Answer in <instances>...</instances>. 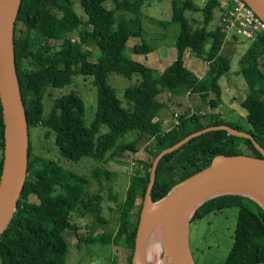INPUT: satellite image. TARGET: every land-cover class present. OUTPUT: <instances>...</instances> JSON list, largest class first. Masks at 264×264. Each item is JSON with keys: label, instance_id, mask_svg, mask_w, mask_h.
<instances>
[{"label": "trees", "instance_id": "1", "mask_svg": "<svg viewBox=\"0 0 264 264\" xmlns=\"http://www.w3.org/2000/svg\"><path fill=\"white\" fill-rule=\"evenodd\" d=\"M66 1L70 6L71 2ZM76 1L83 18L72 7L65 11L52 0H21L18 7L13 54L29 131L28 165L16 210L0 235V264H66V231L73 233L77 243L96 241L93 236L83 238L79 234V227L71 220L72 214L90 217L91 229L97 223L107 224L102 216V192L106 190L110 198H116L111 189L114 172L95 167L87 178L64 169L54 160L34 155L30 140L32 127L52 130L59 153L72 161L89 157L102 162L125 151L136 153L139 146L151 140L148 158L142 162L143 170L130 179L125 198L118 205L117 232L113 235L102 233L100 239L127 251L128 264H131L150 169L159 152L192 132L222 124L251 134L264 149L263 35L249 44L237 62L247 89L239 102L244 115L231 112L233 115L223 116L203 111V106L215 109L222 104L218 80L230 70L231 63L221 52L224 33L219 24L208 29L218 0H206L202 6L194 0H171L170 20H157V23L178 27L177 54L161 73L130 57V54L146 55L154 50L142 37L140 16L144 0ZM107 1L113 2V7H105ZM186 11L201 12V21L192 19L191 23L184 16ZM125 13L131 16L125 17ZM75 30L96 45L100 56L95 61L83 49L82 42L66 38ZM132 37H140L141 43L131 46L126 53V44ZM187 50L209 64L210 80L206 76L199 78L184 66L183 54ZM111 73L127 78L140 77L136 85L123 90L125 106L108 84ZM78 75L92 76L96 88V110L91 124H84L83 100L72 91L53 99L49 112L43 116L47 91L67 86ZM164 89L169 91L167 102L158 99ZM208 93L213 97L207 100ZM174 94L181 97L197 94L203 104L194 110L183 108V112L173 114L175 118L164 123L160 111L168 108V104L182 107L181 103L172 102ZM102 126L108 130L97 136ZM130 132L134 138L123 140ZM0 147L3 148L1 107ZM227 154L261 158L249 138L229 134L226 130L205 132L161 157L150 193L151 202L159 201L174 186L208 168L214 157ZM2 161L3 155L0 175ZM91 180L97 185L95 191L89 190ZM31 196L36 202L29 200ZM231 207H236L238 214L232 245L223 264H264V208L253 198L243 194L216 196L195 210L190 223Z\"/></svg>", "mask_w": 264, "mask_h": 264}, {"label": "rangeland", "instance_id": "2", "mask_svg": "<svg viewBox=\"0 0 264 264\" xmlns=\"http://www.w3.org/2000/svg\"><path fill=\"white\" fill-rule=\"evenodd\" d=\"M69 1L71 2L70 6L66 0H52L56 6L65 11L72 7L83 18L82 11L79 8L77 1ZM194 1L197 5L202 6L206 0ZM104 5L107 8H111L114 4L111 1H107ZM130 16V13H125V17ZM184 16L187 19L189 18L190 21L192 19L201 21L202 19L201 12L192 13L186 11ZM170 17L171 0H144L141 6L140 16L142 37L152 46V48H154L152 52H156L159 57L163 58V61L159 63L160 68L168 65L177 53L175 42L179 34L178 27L174 24L161 26L157 23V20L168 21L170 20ZM191 23H193V21H191ZM218 24V13L214 11V18L208 24V29L216 28ZM66 36V38H70L71 41L82 42L83 49L90 55L92 61H95L100 56V52L96 48L94 42L88 39L85 35L79 34L77 30L68 33ZM140 43V37L130 38L126 44V53H128L127 50L131 46ZM249 44L250 43L244 41L242 38H237V40L230 39L222 44L221 52L231 60L230 70L218 80V83L222 85V104L215 109L203 106L204 112H215L223 116L233 115L231 112H237L244 115V112L239 107V102L244 98L247 89L246 84L239 73L237 62L240 56L246 51ZM155 54L152 55V59H155ZM133 56H135L134 60L145 62L146 56L141 54H130L131 58ZM147 56H149V54ZM20 60H23L22 56H20ZM26 64L27 62L25 65ZM196 72L200 76L206 74L207 79H211V72L205 61L202 62L201 68H198ZM139 80L140 77L138 75H132L130 78H127L119 74L111 73L108 76V84L115 89L117 98L122 101V106H125L123 90L127 87L136 85ZM92 81V76L78 75L74 76L71 83L63 88L49 89L43 100V116L49 112L53 99L72 91L79 95L83 100V121L86 126H89L94 118L96 110V88ZM168 94L169 91L164 89L158 99L167 102ZM185 97L186 96L181 97L179 94H174L172 102H179L182 107L168 104V108L160 111V119L169 120L170 118H175V115L173 114L176 113L178 115L187 107L194 110L197 108L196 106L203 104L197 94H188L187 97ZM212 97L213 94L208 93L206 99L208 100ZM107 130V127H100L97 136L105 133ZM132 133L133 132L127 133L123 140H132L135 136ZM30 140L32 153L34 155L54 160L66 170L83 175L87 178H90L92 170L95 167L107 169L116 174L111 183L112 195H115L116 198H110L106 190L102 192V216L107 219V224L97 223V225L91 229L90 217H81L76 213L72 214L71 220L79 227V234L83 238L93 236L96 241L88 244L85 242L77 243V238L73 233L66 231L64 233V238L67 244L66 264H128L127 251L112 243H103L100 239L102 233L113 235L117 232L118 205L125 198V192L130 184V179L138 174L137 172L143 170L144 165L142 162L148 158L151 140L149 141V144L139 146V152L136 154L130 151H125L112 158H107L102 162L93 160L89 157H83L78 161H72L63 157L55 146L53 131L42 126L30 128ZM2 155L3 148L1 149L0 147V158ZM96 188V183L91 180L89 190L95 191ZM140 199L141 196L139 195L137 199L138 202ZM29 200L31 202H36L34 196H31ZM237 214L238 209L236 207H231L220 212L210 213L201 219L192 221L188 225L187 239L195 264H223L232 245ZM160 238L162 239L161 234ZM166 256L164 250L162 252L164 263L168 261Z\"/></svg>", "mask_w": 264, "mask_h": 264}, {"label": "water", "instance_id": "3", "mask_svg": "<svg viewBox=\"0 0 264 264\" xmlns=\"http://www.w3.org/2000/svg\"><path fill=\"white\" fill-rule=\"evenodd\" d=\"M244 1L264 21V0ZM20 2L21 0H0V107L3 122L0 235L8 227L16 210L17 200L24 187L28 165L29 131L18 91L13 54V32ZM211 130H226L229 134L249 138L260 152L261 158L245 154L218 155L213 158L208 168L191 175L174 186L159 201L151 202L150 193L161 157L174 151L191 138ZM176 187L178 189L172 193ZM223 194L247 195L264 208L262 203L264 202V149L253 139L251 134L224 124L209 126L192 132L176 144L159 152L150 169L149 181L135 232L131 264H141L147 235L159 224L161 225L163 248L171 264H195L187 234L185 237H181L179 224L192 206L198 203L200 206ZM151 212L155 214L151 218L145 219L146 214Z\"/></svg>", "mask_w": 264, "mask_h": 264}, {"label": "built area", "instance_id": "4", "mask_svg": "<svg viewBox=\"0 0 264 264\" xmlns=\"http://www.w3.org/2000/svg\"><path fill=\"white\" fill-rule=\"evenodd\" d=\"M216 12L224 42L242 38L252 43L259 35L264 36V21L244 0H218Z\"/></svg>", "mask_w": 264, "mask_h": 264}, {"label": "bare ground", "instance_id": "5", "mask_svg": "<svg viewBox=\"0 0 264 264\" xmlns=\"http://www.w3.org/2000/svg\"><path fill=\"white\" fill-rule=\"evenodd\" d=\"M178 189L175 188L172 193H174ZM261 201V200H260ZM262 202V201H261ZM264 205V202H262ZM200 203L192 206L183 216L180 224H179V234L181 237H185L187 234L188 222L195 211V209L199 206ZM155 213L151 212L146 214L145 219L151 218ZM161 234V225L155 226L147 235V238L144 243L143 251H142V259L141 264H171V262L166 261L163 262L162 252L164 251L163 242L160 238ZM167 257V256H166ZM168 258V257H167Z\"/></svg>", "mask_w": 264, "mask_h": 264}, {"label": "crops", "instance_id": "6", "mask_svg": "<svg viewBox=\"0 0 264 264\" xmlns=\"http://www.w3.org/2000/svg\"><path fill=\"white\" fill-rule=\"evenodd\" d=\"M156 52H150V53H148L149 54V56H147L148 54H146V55H144V56H146L145 57V62L144 61H141L140 63H143L144 65H146V66H148V67H150V68H153V69H155L156 71H158L159 73H161L163 70H164V68L167 66H163L162 68H160L159 67V63H161L162 61H163V58H161V57H159L158 55H157V53L155 54ZM153 54H155V59H152V55ZM177 54V53H176ZM135 56H133L132 57V59H135L134 58ZM176 58V56L170 61V63L174 60ZM137 61V60H136ZM183 61H184V66L187 68V69H189V70H191L192 72H194L195 74H196V76H198L199 78H201V77H204V76H206L207 77V75L206 74H203V76H200L196 71H197V69L198 68H201V66H202V60H200L199 58H196L195 56H193L192 55V53L189 51V50H187V51H185L184 52V54H183ZM139 62V61H138ZM170 63H168V65L170 64ZM206 64H208L207 62H206ZM189 66H190V68H189ZM208 68H209V64H208ZM221 88H222V85H221ZM187 97V96H186ZM185 97V98H186ZM221 98L223 99V97L221 96ZM162 121L164 122V123H167L169 120H166V119H162ZM166 125V124H165ZM139 151H137L136 153H138ZM136 153H134V154H136Z\"/></svg>", "mask_w": 264, "mask_h": 264}]
</instances>
